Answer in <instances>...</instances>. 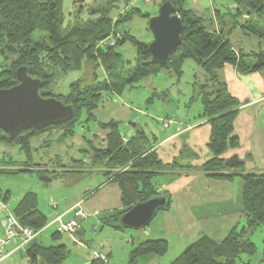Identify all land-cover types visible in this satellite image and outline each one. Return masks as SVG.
<instances>
[{
  "label": "crops",
  "instance_id": "1",
  "mask_svg": "<svg viewBox=\"0 0 264 264\" xmlns=\"http://www.w3.org/2000/svg\"><path fill=\"white\" fill-rule=\"evenodd\" d=\"M145 1L156 5L158 9L164 0ZM136 2L127 0L124 6L134 7ZM186 5L197 14L212 19L210 27L218 28L217 8L214 6L210 9L207 0H186ZM230 37L231 40L235 38L234 42L238 44L236 50L253 51L254 46L249 41L253 36L234 29ZM243 40L245 45L240 44ZM254 40L253 44L258 50L259 42L256 38ZM199 70L198 78L191 75L185 82L187 89H184V96L178 88L182 74L178 77L170 70L158 72L157 77L168 76V80L157 86L161 89L153 88L142 95L140 100L146 106L143 109L148 116L144 119L143 112L133 108L131 98L115 100L116 97L121 98V94L112 93L104 95V102L88 113L90 118L87 114L83 115L74 133L66 134L59 129L44 130L28 139L27 150L19 144L4 143L0 132V172L18 173L24 180L33 182V188L23 186L16 193L12 199L14 202L10 204L12 211L25 194L33 193L37 208L46 218L47 224L58 214L65 213L63 219L69 218V210L79 201L86 214L79 220L77 241L64 234L56 235L54 224H50L37 231L26 248L33 245L41 248L63 246L66 257L60 264H90L93 260L92 251L107 253L111 264H170L198 238L207 236L221 240L238 223H242L241 177L217 179L207 176L201 169V165L212 156L208 148L210 125L208 118L201 117V97L204 92H210L212 86L208 75L201 67ZM218 79L238 102L233 123V135L237 137L238 145L228 148L220 157L242 160L241 168L229 171L236 175L263 173L264 69L239 73L235 66L226 64L218 72ZM194 85L203 87L202 93L196 98ZM153 105H156L155 109ZM194 105H197L196 110H192ZM111 120L118 122L121 132L124 135L128 132V137L134 135L138 127L144 133L150 150L156 153L163 164L175 162L174 168L163 169L154 178V189L159 194L168 195V206L160 209L146 227L135 231L114 227V215L125 209L118 183L113 180L116 171L104 162L92 160V151L107 145L109 130L101 128L100 124H107ZM9 198L8 190L3 194L0 190L3 202L9 203ZM51 202L56 203L54 209L50 206ZM52 227L50 239H42L40 234ZM158 239L167 243L164 254L140 255L130 260V254L136 246L146 240ZM16 244L12 242L7 249L10 250ZM261 252L264 256V248ZM17 254L23 256L24 264H28L24 261V251L21 249L11 253L0 264H12Z\"/></svg>",
  "mask_w": 264,
  "mask_h": 264
},
{
  "label": "trees",
  "instance_id": "2",
  "mask_svg": "<svg viewBox=\"0 0 264 264\" xmlns=\"http://www.w3.org/2000/svg\"><path fill=\"white\" fill-rule=\"evenodd\" d=\"M65 1L67 0H0V53L15 56L10 68L0 71V88L15 84L16 67L27 65L28 73L43 81L40 90L42 96L55 97L74 107V116L66 123L40 130H23L11 140L1 132V140L8 144H20L21 148L27 150L28 139L44 130L59 129L72 134L84 114L90 118L88 113L97 107L104 95L121 94L125 89L138 85L143 78L156 75L161 70H170L179 77L182 74V64L190 59L208 75L212 86V90L204 92L201 97V117L208 118V148L212 155L201 165V169L207 176L217 179L241 177L242 223H238L221 240L207 236L198 238L170 264H252L253 256H256L255 264H263V252H257V246L250 237L258 227L264 225V172L236 175L229 171L241 168L242 160L236 157L225 160L220 157L228 148L238 145V139L233 135L238 102L218 79V72L226 64L235 66L239 73L264 69V0H231L232 6L226 5L221 10L217 8V29L210 27L212 19L189 9L186 0H170L182 19L183 31L181 43L164 66L152 63L146 43L129 34L123 35L116 46L96 53V43L107 36L112 28L116 29L115 24L112 25L111 14L116 5L110 2L104 8L93 7L88 12L89 15L99 14L83 21L79 16L85 0H73V3L79 1L81 4L74 11L77 21L71 24L66 16L72 15V10L65 9ZM244 14L247 15L246 18L243 17ZM132 15L148 14H143L138 8H130L125 14H119L117 23L126 22ZM234 29L255 37L260 48L248 53L242 49L236 50L230 37ZM127 41L135 47L133 64L125 61L117 51L118 45ZM248 57L253 61H245L244 58ZM86 62L93 68L89 73L91 81L77 78ZM100 67L105 75L102 78H98L95 71ZM57 72L63 76L72 73L74 77L67 83L68 91L65 94H55L51 89ZM202 89V86H198V91L194 90L195 98L202 93ZM100 127L109 130L107 145L103 149L93 150L92 160L104 162L107 167L116 171L113 180L118 183L125 209L114 215L113 224L122 229L119 224L121 214L132 205L159 195L153 186L154 178L163 169L174 168L175 162L163 164L156 153L150 150L144 133L138 127L134 135L126 140L123 139L125 135L118 122L111 120L107 124H100ZM13 212L22 225L29 226L34 231H39L46 224V218L37 208L33 193L25 194ZM166 248L165 240H146L132 250L130 260L140 255H162ZM24 256L28 257V264H60L66 257V250L63 246L41 248L33 245L25 250ZM90 264L102 263L93 259Z\"/></svg>",
  "mask_w": 264,
  "mask_h": 264
},
{
  "label": "water",
  "instance_id": "3",
  "mask_svg": "<svg viewBox=\"0 0 264 264\" xmlns=\"http://www.w3.org/2000/svg\"><path fill=\"white\" fill-rule=\"evenodd\" d=\"M151 39L147 45L150 60L166 65L181 43L183 22L170 0H164L157 13L148 19ZM17 82L0 88V130L11 140L23 130H40L70 121L74 116L72 104L40 94L43 81L28 73L27 65L15 69ZM169 197L159 194L132 205L123 212L119 224L138 230L146 227L160 209L168 206Z\"/></svg>",
  "mask_w": 264,
  "mask_h": 264
},
{
  "label": "rangeland",
  "instance_id": "4",
  "mask_svg": "<svg viewBox=\"0 0 264 264\" xmlns=\"http://www.w3.org/2000/svg\"><path fill=\"white\" fill-rule=\"evenodd\" d=\"M71 0H67L64 3V7L67 11H71L72 10V15L68 14L66 16V19L69 21V23L71 24H75L77 20L75 15L77 16V14L74 13L75 9L77 10L76 7H78L81 2L77 1L75 3L70 2ZM145 0H137V2L134 4L135 8H139L143 14H147V16H140V15H132L130 16L131 18H129L126 22H120L117 23V19L119 14H125V11L129 10L130 8H134V7H126L124 6V3L126 2L125 0H85L84 4L85 6L82 7V12L79 16L80 18H83V21L85 18L90 17H96L99 12H97L96 14H92L89 15V11L93 10V7H96V9L98 7L103 6V8L106 6L107 3H112L115 4V9L111 12V14H115V16L112 17V25L115 24V28H118L120 31L123 32V35L127 36V34L133 36L136 40L140 41V42H144V43H148L151 39V33L148 30V19L151 17L150 15L153 16V14L158 10L156 5L153 4H149V2H144ZM203 2H205L206 0H202ZM212 1V2H211ZM231 2V0H207V4L209 6V8H213L215 6V8L218 9H223V6L229 5ZM88 7H90L89 9H87ZM92 7V8H91ZM157 13V12H156ZM118 14V15H117ZM155 15V14H154ZM150 16V17H149ZM247 15H243L244 18H246ZM75 20V21H74ZM67 21V23H68ZM126 28L128 29V32L126 31ZM112 30V29H111ZM111 32V31H110ZM108 36V35H107ZM107 36H105L104 38H106ZM123 37L117 38L116 40L114 39V42H112L111 40H109V42L103 46V47H99L97 46V43L94 47L95 52H99L100 50L102 51V49H107L110 47H114L117 45L118 41L121 40ZM113 39V38H112ZM255 39V38H254ZM253 39V37L249 38V41H251L250 43L254 46L253 50H256V46L253 44V41H255ZM235 38L231 40V43L233 44V46L235 48L238 47V44H235ZM243 43H240L241 45H245L246 42L245 40H243ZM112 42V43H111ZM235 44V45H234ZM249 44V42H248ZM250 44V45H251ZM117 51L119 53H121L123 59L125 61H130L131 64L134 63V59H135V47L133 46V44H131V42L127 41L122 45H118L117 47ZM245 52H250V51H245ZM15 56L14 55H8L5 53H0V71L4 70V69H9L10 66L12 65V63H14ZM245 61H253V59L251 57L248 58H244ZM92 66L86 62L84 67L82 68L83 70L77 75V78L80 77L81 80H83V78H86L85 80L91 81V76L89 75L90 72H92L91 68ZM200 69L199 66H197V64H195L194 61L188 59L186 61H184V65H183V69H182V75H181V80L178 83V88L179 91L181 92V94L184 96V89H187L185 86V82L189 79V77H191V75H195L197 78L199 77V73L198 70ZM102 68H98L96 71V74L98 76V78H102V76L104 77V73ZM94 71V70H93ZM200 71V70H199ZM56 76L54 78L55 82L54 84L51 86V89L54 91L55 94H58L59 92L65 94L68 91V86L67 83L69 81H71L72 79H74L72 73L66 74V76H63L62 73L57 72L55 73ZM158 74V73H157ZM156 74V75H157ZM156 75H149L145 78H143L138 85H136L135 87L131 88V89H125L122 93H121V98H115V100H127V98H131L130 100H132V105L133 108L143 112V119L147 118V114L145 113L146 106H144L141 103V97L144 93H147L148 91H150L151 89L154 90L153 88L156 89H161L162 87L157 88V86H160V84H163L166 80H168V76H156ZM193 78V77H192ZM46 89H49L46 88ZM195 91H198V85L194 87ZM149 96V95H147ZM107 98V96L105 97ZM104 97L101 100V102L103 103L104 101ZM196 104V103H195ZM198 105V103H197ZM197 105H194L192 110H196ZM200 105V104H199ZM98 106V105H97ZM153 109L156 108V105L152 106ZM97 108V107H96ZM95 108V109H96ZM144 108V109H143ZM152 109V110H153ZM140 112L138 113L139 117L141 116ZM83 125V124H82ZM86 125V124H85ZM77 126H79V124L75 125L74 128H76ZM2 132V131H0ZM20 145V144H19ZM34 181V180H33ZM23 186H30L31 188H33V182L32 180H24V177L20 174H8L5 172H0V190H1V194L5 193V191H9L10 193V198L11 199V203H6L3 202L2 199H0V209L1 212L0 214H3V208H2V204H6L7 208H11L10 204L12 205V203L14 202L12 199L14 197H16V193H18ZM93 200V199H92ZM80 202V201H79ZM51 206V205H50ZM55 206H51V208H55ZM11 210V209H10ZM12 211V210H11ZM70 211V210H69ZM13 212V211H12ZM70 212V216H71ZM65 213L61 214L62 217L64 216ZM0 215V217H1ZM55 218V217H54ZM52 219L48 224L46 223L45 226H48L50 224H54L52 221L55 219ZM44 226V227H45ZM44 227H42L41 229H43ZM55 228V224L53 226ZM53 227L50 229H46L44 230L41 234L40 237L43 239L44 237L48 238L50 236L51 233H53ZM126 231H135L132 229H128L125 228ZM37 232V231H36ZM61 233H57L56 235H59ZM64 235L69 236L70 239H72V236L66 233H62ZM50 239V237H49ZM47 240V239H45ZM250 240L255 243V245L257 246V252L261 253L262 249L264 248V225L258 227L251 235ZM65 241V240H64ZM107 254V253H106ZM108 257V255H107ZM246 258H248V256H245ZM251 263L255 264L257 263L256 260V256L251 257ZM28 263V261H27ZM264 263V261L262 262ZM12 264H24L23 263V256H19V254L15 255V261Z\"/></svg>",
  "mask_w": 264,
  "mask_h": 264
},
{
  "label": "built area",
  "instance_id": "5",
  "mask_svg": "<svg viewBox=\"0 0 264 264\" xmlns=\"http://www.w3.org/2000/svg\"><path fill=\"white\" fill-rule=\"evenodd\" d=\"M123 37V32L118 28L111 30L106 38H103L97 42V46H105L109 40L114 42V39ZM113 38V39H112ZM111 42V43H112ZM129 133L127 132L123 137L124 140L127 139ZM51 206H55V202L50 203ZM3 214L0 217V227L3 230V235L0 236V262L6 259L11 253L16 250H23L25 252L26 245L34 238L36 231L31 229L29 226L22 225L18 218L14 215L6 204H2ZM71 216L67 219H63L61 214H58L52 222L55 224V231L57 233H66L72 236L74 241H77V233L79 228V220L83 218L86 214L81 207L80 202H76L70 209ZM12 242H17L16 246L12 247L10 250L7 246ZM92 259L100 261L102 264H111L108 260L107 254L99 251L91 252ZM29 259L24 256V261L27 262Z\"/></svg>",
  "mask_w": 264,
  "mask_h": 264
}]
</instances>
